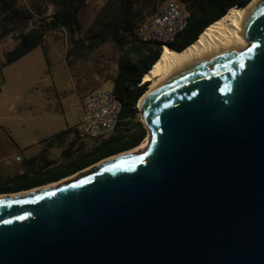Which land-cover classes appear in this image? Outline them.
<instances>
[{
    "label": "water",
    "instance_id": "obj_1",
    "mask_svg": "<svg viewBox=\"0 0 264 264\" xmlns=\"http://www.w3.org/2000/svg\"><path fill=\"white\" fill-rule=\"evenodd\" d=\"M247 32L139 107L147 150L0 198V264H264V1Z\"/></svg>",
    "mask_w": 264,
    "mask_h": 264
},
{
    "label": "trees",
    "instance_id": "obj_2",
    "mask_svg": "<svg viewBox=\"0 0 264 264\" xmlns=\"http://www.w3.org/2000/svg\"><path fill=\"white\" fill-rule=\"evenodd\" d=\"M179 1L187 14L188 25L169 43V47L177 51L194 43L211 23L224 16L230 8L246 6L251 0ZM158 2L105 0L88 31L83 33L81 8L85 0H30V6L18 4L16 0H0V41L9 35L16 41L11 49L4 51V58L0 56V92L5 83L4 68L7 65L38 46L43 48L49 59L45 42L57 30L62 29L68 35L66 57L69 65L73 57L86 59L91 52L113 44L117 69L108 80H111L123 107L114 131L100 143L119 144L120 149L138 146L148 134L146 125L138 119V102L150 84L142 82L143 77L159 59L163 48L152 41H138L135 30L142 21L158 11ZM48 8H52L53 12L47 15ZM34 172L36 170L22 175L0 176V189L16 184Z\"/></svg>",
    "mask_w": 264,
    "mask_h": 264
},
{
    "label": "rangeland",
    "instance_id": "obj_3",
    "mask_svg": "<svg viewBox=\"0 0 264 264\" xmlns=\"http://www.w3.org/2000/svg\"><path fill=\"white\" fill-rule=\"evenodd\" d=\"M16 1L18 4L30 6V0ZM165 1L159 0L158 7H162ZM104 2L105 0H85L81 8L83 33L88 31L97 11ZM52 12V8L47 9V15ZM15 43L12 35L3 38L0 41V56L4 58V51L11 49ZM45 44L48 48L49 58L52 57L56 60L52 66L54 68L52 74H47L43 78H41L43 74H39V71L46 66L45 53L41 46L34 48L29 54L7 68V75L10 77L8 78L10 79L8 88L11 93L0 94V150L2 151L0 155L3 158L7 156L4 153L15 148L13 140L16 132H28L27 136L30 137L29 132L36 134L39 125L48 118H54L62 127L71 123L81 108L76 81L78 84L94 86L92 90L100 87H111L112 82L108 80V77L117 69V58L113 44H106L91 52L86 59L73 57L72 63L69 65L73 76L69 73L67 65L58 61V58L63 59L67 54L69 47L67 33L62 29L57 30L47 37ZM53 80L57 84L59 92L45 90V86ZM16 82L23 83L20 93V101L23 102V105L9 109L7 104L17 93L16 87L18 85L15 84ZM138 119L145 124L141 110ZM149 137L148 132L146 138ZM137 153L139 151L132 154ZM3 164L9 166L5 161Z\"/></svg>",
    "mask_w": 264,
    "mask_h": 264
},
{
    "label": "bare ground",
    "instance_id": "obj_4",
    "mask_svg": "<svg viewBox=\"0 0 264 264\" xmlns=\"http://www.w3.org/2000/svg\"><path fill=\"white\" fill-rule=\"evenodd\" d=\"M263 1L251 0L246 6L230 8L223 17L210 24L194 43L183 50L163 47L159 59L143 77V82L150 84L140 98L138 106L143 109L162 86L199 64H211L220 56L247 50L250 47L247 38L249 22ZM149 144L150 137L129 152L142 153L148 149ZM83 177L85 176L80 178ZM4 196L2 194L0 198Z\"/></svg>",
    "mask_w": 264,
    "mask_h": 264
},
{
    "label": "crops",
    "instance_id": "obj_5",
    "mask_svg": "<svg viewBox=\"0 0 264 264\" xmlns=\"http://www.w3.org/2000/svg\"><path fill=\"white\" fill-rule=\"evenodd\" d=\"M45 59L46 66L43 70L41 69L39 71V74H43L41 78L47 74H52V72H54V68H52V66L56 63V60L52 59V57L47 60L45 56ZM58 61L66 64L69 73L73 76L72 69L67 61V57L63 59L58 58ZM13 63L7 65L4 68L5 83L3 84L0 94L4 92H7L8 94L11 93L8 88L10 83V79L8 78L10 77L7 75V68ZM15 84L18 85L16 87L17 93L14 94L13 99L11 98L10 102L7 104L9 109H15L17 106L23 105V102L20 101V93L22 92L23 83L16 82ZM111 86L113 85L111 84ZM76 87L82 103L83 98L90 91H92L94 86L88 84H78L76 81ZM46 89L59 92L58 86L54 80L49 81V83L45 86V90ZM77 118L78 115L71 121V123H67L64 127H62L59 122H56L54 118H48V120L46 119L39 125L36 134L29 132L31 135L30 137L27 136L28 132H16L13 140L15 148L4 153L7 154V156L4 158L0 155V176L22 175L24 173H29L32 170L34 171L41 169L52 162H63L69 156H72L80 150H90L93 145L99 143L101 140L87 138L83 141H79L75 138L72 131L66 130L67 127L76 123ZM1 152L2 151L0 150V154ZM17 156H21V159L18 160L16 158ZM3 161H5L9 166H5Z\"/></svg>",
    "mask_w": 264,
    "mask_h": 264
},
{
    "label": "built area",
    "instance_id": "obj_6",
    "mask_svg": "<svg viewBox=\"0 0 264 264\" xmlns=\"http://www.w3.org/2000/svg\"><path fill=\"white\" fill-rule=\"evenodd\" d=\"M187 25L188 17L180 1L166 0L154 15L136 27L135 34L139 40L159 42L163 48L169 46ZM122 107L123 102L113 86L94 89L83 98L76 123L66 130L72 131L79 141L105 139L119 122ZM16 158L20 160L21 156Z\"/></svg>",
    "mask_w": 264,
    "mask_h": 264
},
{
    "label": "flooded vegetation",
    "instance_id": "obj_7",
    "mask_svg": "<svg viewBox=\"0 0 264 264\" xmlns=\"http://www.w3.org/2000/svg\"><path fill=\"white\" fill-rule=\"evenodd\" d=\"M118 147L119 144L103 145L99 142L90 150H80L63 162L53 163L46 168L36 170L30 177H25L16 184L0 189V193H5L3 195L10 197L23 196L69 183L92 170L96 164L130 155L133 152L129 151L135 148L120 149Z\"/></svg>",
    "mask_w": 264,
    "mask_h": 264
}]
</instances>
